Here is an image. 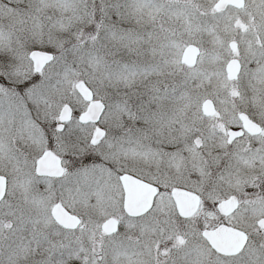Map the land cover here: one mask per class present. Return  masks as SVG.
<instances>
[{
	"label": "snow or ice",
	"instance_id": "1",
	"mask_svg": "<svg viewBox=\"0 0 264 264\" xmlns=\"http://www.w3.org/2000/svg\"><path fill=\"white\" fill-rule=\"evenodd\" d=\"M0 264H264V0H0Z\"/></svg>",
	"mask_w": 264,
	"mask_h": 264
}]
</instances>
